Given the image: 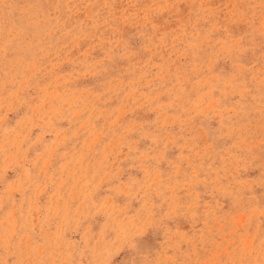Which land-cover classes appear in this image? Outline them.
I'll list each match as a JSON object with an SVG mask.
<instances>
[{
  "label": "rangeland",
  "instance_id": "374dc122",
  "mask_svg": "<svg viewBox=\"0 0 264 264\" xmlns=\"http://www.w3.org/2000/svg\"><path fill=\"white\" fill-rule=\"evenodd\" d=\"M0 264H264V0H0Z\"/></svg>",
  "mask_w": 264,
  "mask_h": 264
}]
</instances>
